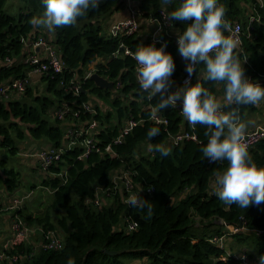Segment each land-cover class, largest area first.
Listing matches in <instances>:
<instances>
[{"label":"trees","instance_id":"trees-1","mask_svg":"<svg viewBox=\"0 0 264 264\" xmlns=\"http://www.w3.org/2000/svg\"><path fill=\"white\" fill-rule=\"evenodd\" d=\"M8 0H0V85L10 83L14 79L27 77L32 66L21 60L26 57L25 42L39 36V27L32 26L29 21L33 17L42 15L45 5L42 0H22L24 5L17 15H8L4 12ZM145 16H157L161 9L174 11L183 0H171L165 4L164 0H131ZM127 0H99V7L90 10L86 16L77 19L76 24L57 27L53 30L56 48L60 52L61 60L65 65L64 74H50L41 77L45 91L28 88L20 100H0V146L7 147L14 154L12 136L13 129L17 130L20 139L30 133L36 141H47L52 147L61 148L65 142L64 124L55 120L50 124L46 119L52 108L62 103L72 107L81 103L93 101L91 97L100 101L111 99L112 110L116 113V122L113 123L112 111L103 113L99 104H96L97 114L94 116L104 129L97 136L100 146L105 148L113 143L120 134L122 124L128 119L139 122L119 145H113L117 153L116 158L92 154L86 161L78 157L82 149L77 147L66 152L58 167H53L50 176L43 181V185L53 192L52 210L62 211V215L53 222L50 214L43 217L24 216L21 218L30 228H41L42 248L36 252L33 247L24 242L14 246L8 256H19L17 264H68L69 259L75 264H124L123 258L134 260H149V264H241L236 254L229 253L225 248L210 243L208 237L221 236L225 222L229 227L239 228L241 225L247 231L234 236L236 242L246 247L245 252L250 261L255 257L264 256V236L257 235V231L264 232V203L249 208H240L237 205H226L215 195V174L227 169V161L209 164L203 156L201 148L208 142L206 127L191 126L180 116L175 107L169 106L157 114L167 118V127L155 125L149 118L153 106L158 98L147 99L137 83V62L132 56L114 58L115 53H124L120 45L135 52L138 45H153L151 41L153 27L150 34L118 38L105 31L102 22L116 11L125 6ZM256 0H218L226 10L225 20L231 25L242 24L244 34L241 45L235 50L245 68V75L253 82L264 86V8L256 11L260 17L254 23L251 31L246 27L248 14L253 12ZM187 23H192L189 21ZM187 23L173 21V32L182 34ZM227 36L228 33L225 32ZM161 37L164 44H155L157 48L166 45L165 51L172 54L175 61L174 79H180L185 67L178 53V47L164 32ZM7 58L15 63L8 67ZM106 64H99V60ZM246 61V62H245ZM95 65L98 74L113 81H120L122 92L114 94L109 90L95 87L90 80H84L90 66ZM204 65H198L195 84L201 82L217 99L226 93L223 82L205 81ZM75 77L82 84L83 91L79 97L67 95L61 89L62 79L68 81ZM114 98V99H113ZM224 111H229L235 105L227 106L223 103ZM259 111V106L248 105L240 109L241 119ZM51 115V114H50ZM91 115L83 116V121H89ZM25 126L26 130L22 127ZM159 128V135L150 138L148 131ZM183 130L193 133L197 140H186L180 146L169 143V135ZM140 144L149 145L150 151L146 154L139 149ZM156 145L168 148L169 155L164 157L155 151ZM250 156L258 164L264 166V139L249 150ZM67 171V181L64 182L58 175ZM120 169L130 170L135 183V191L146 199L152 207L149 216L147 208L140 210L124 201L128 194L119 183L114 195L100 194L102 208L93 203L97 189H113L116 184L112 180V172ZM18 174L8 171L6 186L14 192L18 186ZM149 189L152 192L148 194ZM181 197V198H180ZM180 198V199H179ZM85 200H90L89 205ZM59 211V212H60ZM17 216V215H16ZM15 218V217H14ZM124 220L135 221L139 227L136 231L126 233L118 226ZM218 223V225H217ZM59 232L65 246L62 250H45L43 244L48 233ZM125 253L107 255L105 251H121ZM253 262V261H252ZM0 264H13L3 261Z\"/></svg>","mask_w":264,"mask_h":264},{"label":"clouds","instance_id":"clouds-1","mask_svg":"<svg viewBox=\"0 0 264 264\" xmlns=\"http://www.w3.org/2000/svg\"><path fill=\"white\" fill-rule=\"evenodd\" d=\"M170 2L164 0L165 4ZM42 3L45 11L29 23L49 31L74 25L78 18L99 7V0H42ZM225 15V7L218 0H183L178 8L165 16V20L192 21L187 23L182 34L178 33V53L188 62L189 78L197 66L203 64L205 81L224 83L225 103L235 105L229 111H224L217 97L201 82L192 85L189 79L185 86L170 92L176 65L172 54L165 51L166 45L157 48L155 44H141L134 53L127 54L138 64L136 79L147 99L158 98L150 115L155 117L158 111L175 107L182 100V115L188 123L207 129L208 142L201 148L203 156L210 163L227 161V169L215 174V195L226 205L249 208L264 203V166H258L250 156L245 142L247 123L242 121L240 109L264 100V86L245 75V68L235 52L238 40L231 34L232 26L225 20ZM157 135L159 128L148 131L150 138ZM154 150L164 157L170 151L162 145H156ZM130 203L140 210L147 208L151 215L152 207L143 197L132 196ZM68 264L75 262L69 259ZM260 264H264V256L260 257Z\"/></svg>","mask_w":264,"mask_h":264},{"label":"built area","instance_id":"built-area-1","mask_svg":"<svg viewBox=\"0 0 264 264\" xmlns=\"http://www.w3.org/2000/svg\"><path fill=\"white\" fill-rule=\"evenodd\" d=\"M129 16L124 21L117 23L111 28V35L118 38H126L135 36L141 33L142 24L144 21L146 23L152 25L154 32L151 38V41L154 44H164V40L161 35L166 32L167 36L173 41V43L179 47L178 45V35L173 32V21L169 22L165 20V16H167L170 11L168 9H161L157 16L150 15L149 17L145 16L142 11L134 4L131 0H127ZM253 12L248 14L246 27L248 32L252 29L254 23H258L260 17L256 15V11L264 8V0H256V2L252 6ZM232 26V35L238 40V46L241 45L242 36L244 34V28L242 27L241 22L235 23ZM228 33V32H227ZM229 35V33H228ZM25 48L27 55L23 60V63L32 66L31 73L25 78H18L12 80L10 83H5L0 85V97H2L5 101H12L15 96H22L28 90V88L32 85V75L36 74L39 77H48L52 73L54 74H64L65 73V65L61 60L60 52L56 48L53 40L46 36H36L33 39L25 42ZM120 49H124V53H115L113 55L114 58L125 57L128 55V52H131L130 49L124 47V45H120ZM37 51H42L43 56H41ZM131 56V55H129ZM182 58V57H181ZM15 61L13 59L7 58L5 60V64L8 67H11ZM99 64H106L105 60H99ZM187 61L185 64L184 74L180 79V86H185V82L187 80H191V84L194 83L196 72L189 78L186 72ZM138 68V64L136 66ZM98 73V69L95 65L90 66L88 73L85 75L84 80L90 79V77L94 74ZM136 77H137V69H136ZM107 80L109 78L104 77ZM171 80H174V77H171ZM113 81V80H112ZM114 86L120 94L123 90L122 84L120 81H113ZM138 83V81H137ZM139 85V83H138ZM61 89L67 95H72L73 97H79L80 93L83 91L82 84L75 77L70 78L68 81L64 79L60 82ZM140 86V85H139ZM171 92V89H170ZM17 98V97H15ZM96 104L93 101H89L88 103H81L72 107L68 103H62L58 106L52 108V115L54 118L61 123L64 124L65 128V142L63 147L61 148H43L35 151L31 157L35 158L39 167L46 173L50 174V171L53 167H58V164L62 160L63 155L71 151L74 148H81L82 154L78 157L80 161H86L92 154H97L101 156H109L112 158H116L118 155L114 149L113 145H119L124 142V138L139 124V122L134 119H128L122 124V128L120 134L113 140V143L107 145L105 148L99 145L97 141V136L101 133V130L104 127L101 126L100 122L94 118V116L98 113ZM175 108L178 110L180 116L186 122V118L182 115V100L178 101ZM91 115V119L89 121H83V116ZM149 120L155 125L167 127L169 123L167 118H164L161 115H156L155 117H150ZM264 139V125L257 126L255 129L246 131L245 142L248 145V150L254 148L260 141ZM169 143L174 146H180L181 143L186 140L196 141V136L189 131H181L177 134L169 135ZM209 162V161H208ZM209 164H213L210 163ZM64 182L67 181V171L63 169L61 173L58 175ZM112 180L113 183L116 184V187L113 189H97L96 198L93 203L97 205V207L103 206V203L100 199V194H105V196L114 195L117 192L119 183L123 184L122 187L126 193L128 194V198L124 201L126 204H130V198L132 196H140L139 193L135 191V183H133V175L131 171L126 169H120L112 172ZM217 188V186H216ZM215 188V191H216ZM214 191V192H215ZM152 192V189H149L148 194ZM28 196L15 198L9 204L8 210H17L27 200ZM91 201L85 200V204L89 205ZM11 240L6 245L5 249L0 251V263L3 261H9L13 264H17L19 261V256H8V252L18 245L21 242H27L33 232L32 228H30L26 223L16 216L11 221ZM220 225L223 227V233L221 236H210L208 237L210 243L217 245L221 248H224V243L227 240L228 236H234L236 234H240L242 232H246L247 229L244 225L239 228L229 227L225 222L221 221ZM139 225L135 221L124 220L120 225V231H124L126 233H131L138 229ZM257 235H263L264 232L257 231ZM65 246L63 243V237L59 232L48 233L46 235L43 248L45 250H62ZM236 257L241 261V264H251L249 257L245 254L241 257Z\"/></svg>","mask_w":264,"mask_h":264},{"label":"rangeland","instance_id":"rangeland-1","mask_svg":"<svg viewBox=\"0 0 264 264\" xmlns=\"http://www.w3.org/2000/svg\"><path fill=\"white\" fill-rule=\"evenodd\" d=\"M24 5L22 0H8L7 4L5 6L4 12L8 15H17L18 11L20 8H22ZM77 26H79L78 22L76 21L75 23ZM139 37H143V35L147 34L148 31H150V28L146 25L143 24L142 29ZM154 31V30H153ZM179 82L178 80H175V83ZM40 85L36 86L35 89L41 91L44 93L45 85L39 82ZM192 85H195V81ZM93 99V103L99 104V106L102 108V112L106 113L109 112V110L112 111V122H116V113L112 110L113 106V101L111 99L100 101L98 98L91 97ZM114 99V98H113ZM221 99V98H219ZM217 99V100H219ZM264 111L261 110V107L259 106V111L257 113L261 114ZM51 114V115H50ZM47 116V120L49 121L50 124H54L55 118L50 113ZM22 127L26 130L25 126L22 125ZM12 136L14 139V147L17 148L18 152L17 153H12L9 148L0 146V186L4 187L6 185V180L4 178V173L9 170H16L19 173L18 177V182L20 191L24 192L25 194H32L33 198H35V205H39L40 203L44 205L45 213L42 215H47L50 214V216L53 218V221L56 222L57 217L59 215H62V211L60 210H52V202H53V197H52V190L50 188H47L46 186L43 185V181L47 179L46 173H44L43 176H41L39 173H36L35 171H32L31 164L34 159L29 157L32 155L35 151L38 149H41V146H36L34 145V140L31 138L30 133L26 132L25 138L20 139L17 134V130L13 129L12 131ZM2 136L0 135V141L2 140ZM33 141V142H32ZM143 149L142 153L146 154L150 151L149 145L145 144H140L139 149ZM39 207V206H38ZM60 211V212H59ZM218 225V223H217ZM33 230V229H32ZM41 233V231H39ZM233 246L235 248V253L238 254V257H241L245 254V252L248 253L250 252L249 249L246 247H243L242 245L236 243H233ZM259 262L258 257H255L252 259L253 262L255 261ZM124 264H149V260L143 259V260H134L130 258H123L122 259ZM255 264V263H254ZM260 264V262L258 263Z\"/></svg>","mask_w":264,"mask_h":264},{"label":"crops","instance_id":"crops-1","mask_svg":"<svg viewBox=\"0 0 264 264\" xmlns=\"http://www.w3.org/2000/svg\"><path fill=\"white\" fill-rule=\"evenodd\" d=\"M128 1L125 3V6L123 8H121L120 10L116 11L115 13H113L111 16L107 17L106 20L104 22H102V25L105 27V31H107V33L111 34V28L116 25L119 22L124 21L126 18H128L129 16V11H128ZM251 10L247 11V14H250ZM147 21H144L143 24H146L149 28L152 27V25L146 23ZM142 24V26H143ZM143 31V30H142ZM151 31V29H150ZM150 31L147 32L148 35L150 34ZM154 32V31H153ZM39 36H46V37H50L52 40H54V32L49 31L48 29L44 28V27H39ZM143 35V36H145ZM140 36V35H139ZM146 37V36H145ZM41 56H43V52L42 51H37ZM183 61V66H185L186 61L181 58ZM23 62V59L21 60ZM32 87L39 86L41 82L40 78L38 75L33 74L32 76ZM175 80H173V86L171 88V92L176 91L178 88L182 87L180 86V83L177 82L175 83ZM42 83V82H41ZM43 84V83H42ZM262 86V85H261ZM17 97V98H15ZM13 97L16 100H20L23 96H15ZM225 94L223 93L221 95V99H219L218 101L223 105V103L225 102ZM258 106L261 107V110L264 111V100H261L258 104ZM243 122L247 123V129L246 131H250L255 129L257 126H262L264 125V112L261 114L259 113H253V114H249L245 119H243ZM34 140V139H33ZM33 142V141H32ZM34 145L36 146L35 148H37L38 146H41L43 148H51V144H49L47 141H36L34 140ZM33 162L31 164L32 167V171L39 173L41 176L44 175V172L39 165L37 164V161L35 158H33ZM9 171H15L19 177V173L14 169V170H9ZM7 172L4 173V178L6 180L7 178ZM1 176V175H0ZM45 176V175H44ZM47 178L50 176L49 173H46ZM1 178V177H0ZM20 186H19V182H18V186L15 189L14 192H11L8 187L5 185L4 187L0 186V251L4 250L6 245L10 242L11 240V221L14 219V217L19 216L18 212L22 211V214L24 216H33V217H43L44 215H42L43 213H45V209H44V205H42L41 203L39 205H35V198H33L32 194H25L24 192L20 191ZM52 192V191H51ZM24 196H28L27 200L24 201L23 204H21L20 208L17 210H8L9 209V204L11 203L12 200H14L15 198H19V197H24ZM52 197H53V192H52ZM181 198V197H180ZM179 198V199H180ZM39 206V207H38ZM53 219V218H52ZM54 222V221H53ZM33 232L29 238V240L27 242H24L25 244L29 245L30 247H33V251L36 252L38 250H40L42 248V244H41V233L39 231H41V228L38 226L32 227ZM118 229H120V225L118 226ZM235 242V244L237 243L236 240L234 238L231 237H227V240L224 243V248L227 250V252L229 253H235V248L233 246V243ZM238 256V254H236ZM258 264L259 262L256 260L255 262L251 261V264Z\"/></svg>","mask_w":264,"mask_h":264},{"label":"water","instance_id":"water-1","mask_svg":"<svg viewBox=\"0 0 264 264\" xmlns=\"http://www.w3.org/2000/svg\"><path fill=\"white\" fill-rule=\"evenodd\" d=\"M90 80L95 84V87L100 88L102 90H109L114 94H119L117 89L114 86V82L112 80H107L105 79L103 76H101L98 73H94L91 77ZM121 96H124L123 93H120ZM1 100V97H0ZM242 226V225H241ZM105 253L111 257H113L114 255H121L123 253H125L124 250L121 251H113V252H109V251H105Z\"/></svg>","mask_w":264,"mask_h":264}]
</instances>
